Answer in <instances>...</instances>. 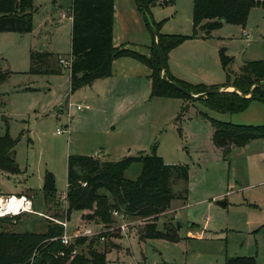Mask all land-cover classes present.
Instances as JSON below:
<instances>
[{
    "label": "rangeland",
    "instance_id": "rangeland-1",
    "mask_svg": "<svg viewBox=\"0 0 264 264\" xmlns=\"http://www.w3.org/2000/svg\"><path fill=\"white\" fill-rule=\"evenodd\" d=\"M60 1L61 6L56 5ZM193 2L160 0L145 16L139 8L132 15V8L122 2L115 10L114 48L149 57L156 26L162 35L192 36ZM71 8V0H34L31 33H0V68L9 72L0 84V136L9 133L17 141L15 159L21 168L18 176L10 178L0 171V190L28 187L32 189L26 193L28 199H33V205L28 201L20 213L0 211V218L20 215L16 224H0V230L45 233L50 219L58 216L63 217L60 222L67 219L69 234L78 227L100 229L95 222H85L81 212L65 214L69 156L118 162L141 152L149 155L156 145L157 155L167 164L190 169L186 203L172 202L157 221V230L162 232L168 222L179 223L181 239L177 243L141 240L144 228L153 223L130 218L136 223L128 237L114 230L98 244L99 252H107V264H226L234 257H254L257 264H264V139L233 147L226 156L212 141L213 120L264 125V103L255 100L243 112L230 114L210 108L203 100L151 98L152 71L131 57L116 59L109 78L72 92L71 66L57 63L58 56L68 62L73 59V20L62 18ZM245 32L251 35L249 45L243 39ZM221 49L233 58L232 79L247 63L263 61L264 8L252 9L246 28L225 25L200 31L186 42L178 50L179 58L189 65H179L178 71L186 78L181 80L225 90L229 80L220 60ZM33 52L53 54L60 73H32ZM123 61L136 66L123 69ZM78 105L90 108L78 111ZM67 124L70 131L59 134L58 129ZM141 172L142 166L136 164L125 176L136 180ZM48 173L55 178L56 202L44 200ZM9 199L0 195L4 205ZM219 202L227 205L222 207ZM88 245L76 252L87 254Z\"/></svg>",
    "mask_w": 264,
    "mask_h": 264
},
{
    "label": "trees",
    "instance_id": "trees-1",
    "mask_svg": "<svg viewBox=\"0 0 264 264\" xmlns=\"http://www.w3.org/2000/svg\"><path fill=\"white\" fill-rule=\"evenodd\" d=\"M72 22V65L71 91L74 92L95 81L109 78L116 59L134 58L152 71L151 98H188L203 100L220 112L236 114L243 112L252 101L264 103V60L249 62L233 79L231 65L233 58L226 49L219 52L224 70L228 74V87H208L192 85L175 78L169 71L170 52L187 40L199 35L200 31H214L225 24L245 28L253 8L263 7L258 0H194L193 35H162L158 26L152 29L153 42L149 57L124 47L114 48L115 0H71ZM140 12L145 14L160 0H135ZM167 4L174 0H164ZM34 0H0V33L28 34L33 31ZM160 50V52H159ZM57 63L59 67V58ZM53 54L49 52L31 54V72L34 74H58ZM164 64V67H163ZM164 73V75H162ZM9 77V72L0 68V84ZM232 79V80H231ZM175 83L198 97L188 96L177 90ZM181 116L177 118L180 120ZM214 127L213 144L226 156L233 147H244L255 140L264 139V125L245 126L212 121ZM17 141L9 133L0 136V171L8 175H19L21 168L15 159ZM157 146L152 153L141 152L118 162L101 161L94 156L70 155L68 158V191L66 196V216L81 212L85 222H95L109 227L116 220L112 212H125L130 218L145 219L148 224L140 234L141 240L153 238L172 243L180 241L178 227L168 222L165 230H157V221L174 201L186 203L189 195L190 169L185 165L167 164L157 155ZM140 164L142 172L136 180L126 178V172ZM86 184V186H84ZM45 202H56L58 194L55 178L47 174L43 185ZM20 215L0 218V224H16ZM63 217L50 219L45 233L14 232L0 230V264H107V252L97 249L101 237L81 238L66 247L60 237L65 229L58 221ZM109 235V234H108ZM107 235V236H108ZM88 245V253L73 252L78 247ZM226 264H257L254 257L229 258Z\"/></svg>",
    "mask_w": 264,
    "mask_h": 264
},
{
    "label": "built area",
    "instance_id": "built-area-1",
    "mask_svg": "<svg viewBox=\"0 0 264 264\" xmlns=\"http://www.w3.org/2000/svg\"><path fill=\"white\" fill-rule=\"evenodd\" d=\"M258 1L264 2V0H258ZM62 18L65 20H67V19L73 20V9L71 8L67 12L62 13ZM244 36L246 37L247 45H249V38H250L249 33H245ZM59 63L61 66H68V65L71 66L72 60L70 62H68V60L60 57ZM69 106H70V104L68 105V107ZM88 108H90V106H88V105H86V106L78 105L77 106L78 111H83L84 109H88ZM68 112H69L68 118H70V116H71L70 115V109L68 110ZM69 131H70V125L69 124H67L62 129H58L59 134L64 133V132H69ZM97 156L99 157V155H97ZM84 186H86V184H84ZM22 199L25 200V197H23ZM63 200L66 202V205H67L66 196L63 197ZM112 216L117 222L116 225H112L109 227L108 226L107 227L101 226L100 229H98V230H92L90 228L78 227L72 234H69L67 232V222H66L67 219L63 222L58 221V223L63 225V227L65 229L63 235L59 239L64 246L69 247L81 238L92 239L94 237H98V236H102L104 234L110 233L114 230L120 231L121 234L128 237V233L131 230V227L133 225H135L136 222L131 221L130 217L125 212H122V211H119L116 209L112 212ZM101 239L104 240V237H101ZM73 253L74 254L77 253L76 249Z\"/></svg>",
    "mask_w": 264,
    "mask_h": 264
},
{
    "label": "crops",
    "instance_id": "crops-1",
    "mask_svg": "<svg viewBox=\"0 0 264 264\" xmlns=\"http://www.w3.org/2000/svg\"><path fill=\"white\" fill-rule=\"evenodd\" d=\"M57 1V0H56ZM122 2H124L125 4H128L129 5V7L130 8H132V15L134 14L135 15V12H137L136 10L138 9V6H137V4H136V1H133V0H115V10L119 7L118 5H121V3ZM61 4H62V1H60V2H57L56 3V5H59V6H61ZM137 8V9H136ZM254 9V8H253ZM252 11V10H251ZM250 16V15H249ZM248 21H249V19H248ZM248 24V23H247ZM225 25H229V24H225ZM224 25V26H225ZM223 26V27H224ZM234 26V25H233ZM247 26V25H246ZM222 27V28H223ZM236 27H240V26H236ZM241 28H243V27H241ZM246 28V27H245ZM245 33H249V32H245ZM245 33H243V39L245 40V42H246V44H247V41H246V37L244 36V34ZM249 36H250V38H249V43H250V40H251V35H250V33H249ZM188 41H190V40H187L186 42H188ZM152 42H153V38H152V40H151V44H150V46H149V49H150V47H151V45H152ZM186 42H184L182 45H180L179 47H177V48H175V49H173L171 52H170V55H169V58H168V64H169V71H170V73L175 77V78H177V79H186L184 76H182V74L178 71V67H179V65H182V66H189L188 64H186V62H183V60H181V58H179V56H178V50H180L181 48H183V46L186 44ZM126 65H127V67L128 68H130L132 65H134V66H136L135 65V63H133L132 61H123V63H121V65L120 66H122V68L123 69H125V67H126ZM262 85L264 86V81L262 82ZM225 90H227V91H233L234 90V88H232V87H225ZM168 99H171V98H168ZM88 106H90V105H88ZM89 109V108H88ZM260 140H262V139H260ZM257 142V141H256ZM252 144H255V142H253ZM252 144H250V146H252ZM105 161V160H104ZM2 172V171H1ZM3 174L6 176V177H8V178H10V177H12V175H8V174H6V173H4L3 172ZM18 176V175H17ZM1 191V190H0ZM13 191H15V192H13ZM30 191H32V189L31 188H28V187H24L23 188V186H22V188H18L17 190H12V189H7L6 190V192H0V195L2 196V197H8V198H11L12 196L14 197V196H24L25 197V203L27 204L28 203V201H30L31 203H32V205H33V199L32 198H30L29 197V199H28V196H27V192H30ZM227 205V204H226ZM171 213H173V210L171 211ZM99 226H101V225H99Z\"/></svg>",
    "mask_w": 264,
    "mask_h": 264
},
{
    "label": "bare ground",
    "instance_id": "bare-ground-1",
    "mask_svg": "<svg viewBox=\"0 0 264 264\" xmlns=\"http://www.w3.org/2000/svg\"><path fill=\"white\" fill-rule=\"evenodd\" d=\"M8 204L4 205L0 201V211L3 214H8V213H20L21 210L26 209L28 204L25 203L24 199H19L16 197H12L7 201Z\"/></svg>",
    "mask_w": 264,
    "mask_h": 264
},
{
    "label": "water",
    "instance_id": "water-1",
    "mask_svg": "<svg viewBox=\"0 0 264 264\" xmlns=\"http://www.w3.org/2000/svg\"><path fill=\"white\" fill-rule=\"evenodd\" d=\"M160 52V50H159ZM163 67H164V64H163ZM164 75V73H162ZM177 90L181 91L182 93L188 95V96H191V97H198V95H194L192 92H189V91H186L184 88L180 87L179 85L175 84V83H171ZM226 202H219V205L222 206V207H225L226 206ZM178 228H179V223H177L176 225Z\"/></svg>",
    "mask_w": 264,
    "mask_h": 264
}]
</instances>
